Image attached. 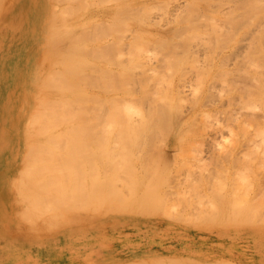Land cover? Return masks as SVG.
<instances>
[{"label": "rangeland", "instance_id": "374dc122", "mask_svg": "<svg viewBox=\"0 0 264 264\" xmlns=\"http://www.w3.org/2000/svg\"><path fill=\"white\" fill-rule=\"evenodd\" d=\"M59 1H61V2H59ZM68 1H70V2H68ZM249 1H251V0H86L87 3L90 2V4L88 3V7H89L88 11L89 12L87 11V14H85V12L82 13L81 21L83 22L84 28H85L84 22L87 21L89 23V28L88 29L85 28L86 30H84V28L80 27L77 24H73V27L72 26L70 27L71 31L75 34L76 43L79 45L80 41L83 42L84 41V39H83L84 35H86L87 38H96L95 36L98 37V35H99L100 37L96 38V39H99V42L101 43V48H103V47L105 48V49H102L103 50L102 55H104V54L106 55L108 52V57L111 56L113 59V60L111 58L108 59L107 56L104 55V57L102 56L103 60H105V59L107 61L111 60L113 63V66L117 63L113 67L114 69L111 72L110 76H108L106 74V72L103 73V71H101V70H100L101 73L99 74L98 73L99 69L96 70L97 72L95 71V69H92L93 71H95V72H92V70H91V73H93L95 75L94 76L92 74V76H94V78L95 77L98 78L100 76L101 77L107 76L106 78L112 79L113 83H114V80H116V82H117L116 86L117 87L116 86L110 87V90H112V89L115 90V91H111L113 93V95L115 92H118L121 88V90H120L121 92L118 93L120 100H121V98H122V100L126 99V97L123 95H126L127 98L130 99L128 101L132 102V99H133V103L135 102V103L140 104V105H138V104L137 105L143 111V115L145 114V112H148L147 113L148 116L145 114L146 117H149L152 120V122L155 120L154 121L155 126H154V122H153V127H156V125H157V127L158 128L160 127L161 129L160 128L158 129L157 127L152 128L150 132L147 131L146 129H144V131H146L145 134L143 132L144 135H142V131H143L142 130L141 134L138 133V134H136V136H133L134 139L131 137L132 139L131 138L129 139V141L131 140L130 142L128 141V139H125V141H127L126 143H125V141H122V140L119 141L118 136H116L117 134H113V133H106L105 134V132L101 133V136L103 137V139H105L104 141H106L107 143L111 142L110 150L114 151L115 148L117 149V150H115V152H112V153H116V152L118 153V154L116 153V155L118 157H114V154H112L113 157H112V155H110L109 160L112 163L111 162L109 163L108 161L105 160L106 162L109 163L108 164L110 166L109 168H108V165L106 163L107 169L109 170V172L114 173V176H115L118 172H121L122 169L124 168L122 166L123 168L118 167V168H121V170H117V169L114 170V168H113V170L111 169V167L115 165V163H113V161L114 162L118 161V160L116 161L115 158L120 159V161H121V162H119L120 165L122 164V165L126 166V168H127V169L125 168L126 173L129 171L131 173H133L134 172L133 168L136 167L138 164L137 168L139 171H137V173H135L134 179H137V177H138L139 181H142L143 179H144V181H146V183L144 181H142L144 184L142 182H138V183H140V186L138 185V188H136L135 184H133L132 182H131L132 187H127V185H131L127 181L125 184L126 186L124 185V187L120 188L125 183V182H122V179L126 180L125 178L128 177L127 175H126V177L123 176V175H125V172L123 171L124 172V174L122 173L123 175L118 174L119 178L121 180L117 178V180H119V181H117L114 178V180L117 183H121V182L123 183V184L121 183L122 185L118 184V185H121L119 187H117V185H116V187H114L115 185H112V183L114 184V182H115V181H112L113 178L112 179L107 178L109 182L105 181L102 184H101V182L94 183V181H91V178H89L90 180L87 181L88 182L87 184L82 181L83 183L81 185H83V186H80L79 185L80 181H78V184H76L79 186V187H77V190L80 193L82 192L85 196H83V194L81 193L82 196L80 194V195H77V197L81 196L82 198H79V197L77 198L75 193H74V186L73 187L71 186L72 184L74 185V183H75L74 180L71 182L70 186H69V184H65V187H64V182H65V180H66V183L68 182L67 180L69 178L67 179V176L69 177L70 173L67 176H63V175H60V172L59 173H56L54 171H53L54 173L52 172L53 175H57V176H55L54 179L51 177V180L53 179L54 181H56V179L60 178L59 182L58 181H57V183L54 181L53 182L57 186H58V184L61 186L63 185V187L61 188L62 192H64V190H65V192L70 191L69 190L70 187L73 188V192H71V191L69 192L70 193L69 194V200L71 201V204H73V206H76L79 210H77V208L72 206V207H70V210H68L70 212L69 213L66 212L67 216L71 217V224L76 225L74 223L78 222V221H76L78 219L81 220L82 222L84 221V223H81V221H80V223H77L78 227H77V225H76V227L74 226L75 228L71 227V229H73L74 233L76 234L75 236H73V238L76 241L75 249H74L73 245L71 247H69L66 245V242H62V243H60V247L59 246L53 247L49 251L45 250V263L44 264H51V263H48L49 260H47V259L54 261V259L56 258V260H57L58 256H60L61 254L65 255L67 258H65V260L60 261V262H59V260H57V262H59V263H56V264H60V263H62V264H115V263L116 264H124V263L125 264H134L135 262H136L135 264H144V263H141V261L144 262L143 260H145V262L148 261L147 264H153L154 262L153 263L150 262L152 255L153 256L157 255V258L160 255H162L163 259L164 258L165 259L162 262H160V264L161 263L162 264H170L171 260H169L167 258L168 256H164L165 254L167 255L168 253H170V250H169V247L167 246V244L173 243V245H182L183 246V244H186V242H189L190 248H193V249L196 246L199 247V244H202L203 249L206 250V252H207V256L203 255L206 260H196V259L195 260L194 259L189 260V259L185 258L186 260H184L185 261L184 264H195L194 263L195 261L197 262L196 264H198V263L199 264H225V263H223L224 262L223 260H225V258H228V257H229V259H231L233 261L226 259L225 260L226 262L229 261L227 264H230V261H231V264H233L234 262H236L237 264H264V134H263L264 130L262 131V128H264L263 127L264 123H261L262 121L264 122V17L262 19L258 18V20H256V17H257V15H256L254 17L255 21H253V18L251 17L253 14L249 16L248 11L245 10L246 5L249 3ZM256 1L257 0H253V3L255 4ZM261 1L264 2V0H261ZM37 2H38V0H0V104L3 103L4 100L7 98V94L9 93V92H7V90L10 91L14 84L17 85L19 83H22V81L28 80V82H29V80H31L32 72H33L35 66L36 65H38L39 67L43 66L41 60L45 57L44 55L46 54V52H45L46 49L44 48V43H45L44 37H43L42 32L40 30L42 27V25H41L42 17H41V14L40 15L38 14V12H39L38 8H35V5ZM56 2L58 3L60 8L62 9V7H64L66 5V3H68V4L72 3V4L79 5V4H81L82 0H73V1L72 0H58V1L56 0ZM118 3L127 4L126 9H129V11L126 13V16L132 17V19H129L130 21L127 20V22H126L127 24L124 27H122L124 25V23L122 25V24H119V22H118L119 20H121V18L119 19L117 17V20L118 19L119 20L117 21L118 23H116L115 15H113L114 17L111 15L110 16L108 15V14H110V12H109L110 9H112V12H113L117 8V6L119 5ZM33 8H35L34 11H33ZM103 8L105 9V13H107L106 17L102 16V15H100V16L97 15V16L88 18L90 16L89 13H91V11L93 9L96 11H99L100 9H103ZM211 9L213 10V12L211 11ZM68 10H70V9H68ZM32 11H33V15L29 18V15ZM234 11H235V13L232 14V12H234ZM227 13H229V14H227ZM118 15H121V14H118ZM122 15H123V13H122ZM262 16H264V11H263ZM120 17H122V16H120ZM250 18H252V19H250ZM112 20H115V21L113 22ZM101 23H102V25H101ZM117 24H119L120 26L122 25L121 26V32L119 31ZM103 25H105V26L103 27ZM103 28H104V30H102ZM155 32L157 33V35H156L157 37L155 35H153V34H155ZM30 33L32 35L31 40H29L30 39ZM137 34H138V37H137L138 39H135ZM141 34H143V36H145L148 40L150 38V40L149 41L144 40V38L141 39V36H140ZM101 36H103V37L101 38ZM159 37H164L163 41H161L162 39L161 38L159 39ZM165 37H167V39H165ZM119 38H120L121 43L119 41ZM117 39H118V41H117ZM151 39L154 41H152ZM103 40H104V42L102 43ZM131 40L132 41L135 40L138 43H140L142 45L140 50H142V51L139 52V51H137V49H134L136 47L131 48L129 45ZM159 40L161 41V43L164 42L165 44L164 43H163L164 45L160 44ZM64 43H65V45H64ZM89 43H90V45L93 44L92 41H89ZM105 44H106V46H104ZM247 44L250 46H247ZM59 45H60L59 49H65L66 48V42H64V41L62 43H60ZM107 45H109V46L112 45L115 48L113 47L114 49H112V46H111L110 47L111 49H110L109 47H107ZM123 46H124V48H123ZM107 48L109 50H112L110 53V56H109V50ZM118 48H121L123 50H120ZM131 49H132V54L133 53H134V55L136 54L134 57L139 55V53L143 52V54L141 53L142 57L144 56L143 61H147V62L142 61L141 62V63H143V65H142L141 63L139 64L140 61L138 59L136 60L137 62L134 61V58L131 57V54H128V53H131ZM133 49L135 50V52H133ZM117 50H118V52L119 51H121V53L123 52L124 56L121 55V53L119 52V55H121V57L119 58V55L117 53L113 52V51L117 52ZM143 50H145V51H143ZM55 51L57 52V50H55ZM44 52H45V54H44ZM112 53H114V54H112ZM57 54H59V50H58ZM115 54H117V56H115ZM38 55H40L41 58ZM113 55L115 57L119 58V60H117V61L121 62L120 59H122V60H124V61H122V63L123 62L126 63L125 65H127V63H128L127 67L130 68L131 70H133L135 75H136V78L134 77L133 79L139 80L137 83L134 82V85H132L133 83L130 84L131 82L126 83V79L123 78V80H125V81H123L125 83L124 84L121 82L122 78H121V80H120V78L119 79L117 78L120 75L119 70L125 71L127 67H125V70H124V68H123L124 63L122 64V63L116 62L115 60L118 58L114 59ZM129 55H130V57H129ZM57 56L58 55H56V57ZM122 56L124 57V59ZM142 57H139V59L141 60ZM46 59L43 60L45 62V63L44 62L43 63L45 64L44 66L46 68H48L49 60L46 61ZM131 59H133V60H131ZM133 61L136 62L135 64L137 66H135L134 63L132 64ZM31 62H32V64H31ZM118 64H122V66L119 68L120 65H118ZM151 66L157 67V68L154 67L156 71H154V68H153V70H151V68H152ZM134 67H136V68H134ZM149 67H151L150 70H149ZM121 68H123V69H121ZM144 69H146L147 71L149 70L148 73L150 74L149 75L150 78H149L148 74L145 75V73H147V71H145ZM117 71H118V73H117ZM127 71H129V69L123 73H125V74L129 73ZM150 71L152 74L150 73ZM123 73H121V75H123ZM137 73L138 74L141 73V74H139L140 76H137L138 75ZM163 73H164V76H162ZM125 74L123 75L124 77H125ZM131 74H133V73H131ZM131 74H129V75H130V79L132 80V77L134 75H132V77H131ZM141 75H142V78H141L142 83L144 82L143 80H145L146 84L149 83L147 85V88L149 89L148 93L146 92V88H145L146 86L144 85L145 83L143 84L145 87L142 86V88H140L141 87L140 86V84H141L140 80L141 79H137V78L141 77ZM143 76L144 77L147 76L148 78H144ZM120 77H122V76H120ZM176 78L178 79L177 80L178 82L175 81ZM169 79H172V80L174 79L173 81L175 82V84L173 81H172V83L170 82L171 83L170 84ZM183 79H185L184 80L185 82H179V81H183ZM146 81H148V82H146ZM186 82L188 83V85ZM178 83H179V85H181V83L182 84L184 83L185 85H181V87H182L181 88L180 86H178ZM126 84H128L129 86H127ZM173 84H174L175 89L172 86ZM111 85H113V84H111ZM122 86H123V88H122ZM262 86H263V88H262ZM113 87L114 88L116 87V88L114 89ZM128 87L132 90H130ZM179 87L181 88L180 90L183 89L182 91H185V92H182V91L180 92L178 89ZM118 88H119V90H118ZM143 88H145V89H143ZM141 89L145 90V92H142L143 90H141ZM171 89L174 90L173 91L174 94L171 92L172 91ZM116 90H118V91H116ZM125 90H126V92H125ZM138 90L141 91L140 95H142V93L144 95V93H145L147 97L144 96V98H142L139 95ZM108 92H110V91H108ZM123 92H125V94H121ZM131 92L132 93L135 92V93L131 94ZM165 92H167L168 94H166ZM112 93H109V94H112ZM137 93L141 98L137 95ZM161 93H163V94L165 93L164 94L165 97H163L164 95L162 94L163 95L162 96ZM175 94L177 95L176 97H174ZM257 94H258V96L256 97L255 95H257ZM261 94H262V96H261ZM122 96L125 98H123ZM253 99H257V100H253ZM134 100H136V101H134ZM200 100H202V101H200ZM142 101H143V103H142ZM93 102H96V103L94 104ZM122 102L126 103L127 101H122ZM131 102H129V103H131ZM89 103H90L89 106L92 110H95L94 107H96V105L98 107L99 106L98 104H100V103H101L100 104L101 106H99V108L102 107V109L98 108L97 111L98 110L103 111L104 108L108 107L107 110L104 109V111H106V112H103V115L105 116V119H104L105 123L107 122V117L114 112V110H111V108H112L111 102L106 103V101L100 102V100H98V101L92 100ZM160 103L162 104V107L165 106L164 109H167L169 111V112L168 111L163 112V114H165V118L167 115L166 112L168 113V115H167L168 119H166V120L163 119L162 115H161L162 117L160 116V114L164 110L159 109V111L160 110L161 111L158 112V107L156 108L157 105H161ZM154 104L155 105L157 104V105L154 107ZM91 105H93L94 107L92 106L93 107L92 108ZM104 105H105V107H104ZM229 107H231V108H229ZM227 108H228V110H227ZM236 108H238V109H236ZM108 109H109V111H108ZM218 109H220V110L224 109L225 110L224 113L229 114V117L227 116V114L225 115L223 113V111L221 112ZM153 110L156 111L158 113V115L152 114V113H155ZM110 111H111V113H110ZM106 113H108V114H106ZM240 113H241V115H240ZM149 114H152V117ZM252 114L255 118L252 116ZM137 115H138V117L142 116V114L136 113V115L134 114V117L136 116L135 118H137ZM154 116L159 117V118H155ZM226 116H227V118H226ZM137 119H140V118H137ZM157 119H159V120H157ZM162 119L164 121H167L166 123H168V125H166V126H169V128H171V127L172 128L169 129L168 127H165V122L163 123ZM228 120H229V122H228ZM260 120H262V121L258 124H261V126L257 125V123H256V122H259ZM156 121H158V123ZM160 121L163 124H160ZM241 121H242V123H241ZM11 124H12V122L6 123L5 127L2 126V130L0 131L1 132V134H0V140L1 141H3L2 140V138L4 137L3 134L7 131V127L10 126ZM169 124H171V125H169ZM246 124H248L249 126H247ZM204 126H206L207 130L204 129ZM219 126H220V128H219ZM222 126H224L225 128H222ZM245 126H246V128H245ZM258 126L262 127V128H260L261 130L258 128ZM201 128H203L204 130L203 129L201 130ZM221 128H222V131L220 132L219 130ZM243 128L245 129V131L242 130ZM178 129H179V132H178L179 135H177ZM188 129H190V131H191L190 134H189L190 131L187 132ZM230 129L234 130V131H232L234 133H232ZM152 131H153V133H152ZM158 131H159V133L161 132L162 134L161 133L159 134ZM182 131L189 134V136H186L188 139L183 137V141H182V138H180L181 135L182 136L184 135V132H182ZM202 131H204V132H202ZM181 132L183 134H181ZM150 133H152V135H150ZM167 133H168V135H167ZM240 133L242 134L243 137L241 136ZM102 134L103 135L105 134V136H103ZM203 134L207 135V136L205 135L206 138L208 136L209 137L206 140H205V138L201 139L204 136ZM235 134L236 135L239 134V135L236 136ZM74 135H76V132H74L73 136ZM106 135L107 136L110 135L109 139H111V137H113V139L107 140L106 138H108V137H106ZM139 135H140V137H139ZM147 135L149 136L148 139H147ZM185 135H187V134H185ZM80 136H81V138L84 139V141H86L87 135L80 134ZM177 136H179V137H177ZM244 136H246L247 141H246V139H243V138H245ZM135 137H136V139H135ZM138 137L141 140L137 142V140H139ZM214 137H215V140H214ZM237 137H239L240 140ZM15 138H18V137L15 136ZM211 138H212V140H214L213 146H210L213 149L209 148V145H212L211 144L212 143ZM235 139L240 141V143L238 142L239 145L235 142ZM68 140L69 139H67V142H68ZM208 140L209 141L211 140V142H208ZM61 141L66 142V138L61 140ZM61 141H60V145L58 144L59 147H61V148L57 147L56 149H54L55 150L54 154L56 157V159H54V160H58V164L60 163V161L62 159H58L60 155L57 153V151L61 150L60 154L62 155V157L64 159V157H65L64 153H66V150H67L66 144H68V143H65V145H64ZM135 141H136V143H135ZM144 141H146L145 144L147 143V145H145L143 143ZM149 141L150 142L152 141L153 146H152V144H151V146L149 145L150 144ZM70 142L71 141H69V144H70ZM158 142H159V146H158ZM249 142H250V144H249ZM246 143H247V145H246ZM62 144L66 150L64 148H62L63 147ZM120 144H121V146L119 147ZM136 144H137V147H136ZM162 144H163V146L165 144V146L161 147ZM186 144H187V146H186ZM244 144L246 145V147H248V149H246V147H244L245 146ZM251 144H254L252 146H255V147H252ZM255 144L257 145V147ZM58 145H56V146H58ZM130 145H131V147H130ZM144 145H145V147L147 146L146 148L149 147L147 150H149L150 147H153L154 151H151V149H150V151L152 153L153 152L157 153V154L154 153V155L158 156V157H155L156 159L155 158L154 159L158 160L159 163H161L160 165L158 164L159 165L158 171L161 172V170H162L161 174H157L158 180H156L157 179V177H155L156 175L153 176L154 174L158 173L157 168L153 167V166L157 165V163L155 164L154 163L155 161L154 162L150 161V159H153L152 158L153 154L151 152H149L152 155V156H150V154H148V152L145 150L146 148L144 149ZM71 146H73V145H71ZM140 146L143 147L142 150H141ZM229 146L231 147L230 149L228 148ZM232 146H234L233 149H237L239 151L237 152V150H235V152L233 153L232 152L233 150H232L231 152H229V155L231 153L236 155V152H237L238 156H239V154L242 156V158L239 157L241 160L243 159V157H245V161L244 160L240 161V159L238 157H235V156H234L235 158L231 157L232 154L228 157L227 151H230L232 149ZM73 147H76V148H74V150L76 151L74 153L77 155H78V152H80V151H82V152H85L87 150L88 151H87V153H85V155H84V153L80 152V154L77 156L74 153H72L73 150L72 151L69 150L68 153L70 154V152H71L72 154H71V157L67 156V159H68V157L70 159H72L73 154H74L75 160L77 159V157H78L77 160H79V158L81 156H83L82 160L83 159L84 160H83L82 164L85 163L84 166L86 164H88V159H91L92 157H88V153H90V149H88L89 147H87V144L84 142V143L76 145V146L74 145ZM73 147H71V149H73ZM77 147H79L80 149L79 148L77 149ZM84 147L86 149H84ZM109 147H110V145H109ZM138 147H139V150H138ZM154 147H156L157 149L156 148L154 149ZM165 147H167V148H165ZM236 147H238V148H236ZM241 147L246 149V150H244V151H246L245 153L242 151L243 149ZM134 148H137V149H134ZM207 148L212 150V151L209 150L210 154L208 153ZM1 149H2V147H1ZM68 149H70V147H68ZM52 150H53V148H52ZM110 150L108 152L104 153V158L107 155H109V152L111 153ZM133 150H136V151H133ZM156 150H158V151H156ZM202 150H204V152ZM159 151H161V152H159ZM172 151H173V153H172ZM3 152L6 153L8 151L3 150ZM45 152L49 153V151H45ZM225 152H227V154ZM239 152H241V153H239ZM196 153H198V154H196ZM212 153H214V154L212 155ZM43 154L45 155L43 158L48 157L47 154H45V153H43ZM185 154L187 155V157L190 155L189 157H192L193 160H192V158H190L192 160V161H190V159H188L189 157L187 158ZM192 154H194V156ZM195 154H196V156H195ZM222 154L223 155L226 154L225 157L222 156ZM198 155H199V157H201L200 159H199ZM220 155L224 159L219 158ZM146 156H147V158H146ZM226 156L228 159L226 158ZM148 157H151V158L149 159ZM172 157H173V159H172ZM202 157H203V161H202ZM215 157H216V159H215ZM50 158H52V157L50 156ZM133 158H135V159H133ZM157 158H159V159H157ZM184 158H186L187 160H185ZM195 158L197 159V161L193 162ZM204 158L206 159L207 162H210L209 165L207 164L206 161H204L205 160ZM232 158H233L234 162L232 161ZM236 158L239 159V161L235 160ZM132 159L135 160L136 162H134ZM160 160H161V162H160ZM42 161H45V160H42ZM72 161L73 160H71L69 162V160H68L69 163H73ZM81 161H80V163H81ZM198 161L200 164H196V162H198ZM228 161H231V162H228ZM46 162H48L47 166L50 167L51 169H53V167H55L54 169H57L56 166H51L52 160L46 158ZM63 162H64L63 165L69 166V164L66 165L65 160ZM173 162H175V164L180 163V165L178 164L177 166H175V165H173L174 164ZM78 163H79V161H78ZM80 163H79V165H80ZM140 163H143L144 168H142L143 165H141ZM144 163H146V164H144ZM152 163H154L155 165H153ZM55 164H57V162ZM132 164L134 165V167L132 166ZM181 164H183V165H181ZM187 164H189V165H187ZM204 164H206V166ZM230 164H232V165H230ZM244 164H245V167H247V170H246V168H244ZM196 165L197 166L200 165V167H197ZM201 165L206 167V168L204 167L206 169V172H205L204 168L202 170H204V172L207 174H205L203 172V174L202 173L199 174L201 178H197L198 177L197 171L203 167ZM241 165H242V167L239 168ZM23 166H24V164L22 163V161L19 163H16V164L12 163L11 161H6V162H4L2 167H0V168H2L3 170L7 169L9 171H11V170L20 171V169ZM41 166H43V165L41 164ZM60 166H62V165H60ZM84 166H83V168H81V166L78 167V165H75L74 167H75V169H77L78 171L83 173V171L81 169H84ZM130 166H132L133 168ZM140 166H141L142 170L140 169ZM186 166H187V168H186ZM225 166L228 167V170H229L228 172L226 171L227 169L225 168ZM59 167H58V169H59ZM62 167H60L61 170H63ZM188 167H189V170H188ZM193 167H194L193 170H195L196 168L198 170L196 169L195 170L196 172L192 171V169H190V168H193ZM209 167H211L210 170H209ZM216 167H218V168H216ZM223 167H224V170H218L219 168L223 169ZM66 168L67 167H65V169ZM242 168H244L245 171ZM2 169H0V170L2 171ZM71 169H74V168L72 167ZM128 169H129V171H128ZM130 169L133 171H131ZM186 169H187V171H186ZM239 169L240 170L242 169V171H240ZM74 170H73V173H74ZM77 170H76V172H77ZM171 170L174 173H171ZM180 170L186 172L188 174L187 175L188 177L191 176V174H193V173H194V175H192V176H194V177H195V174H197L196 179L194 177H190L191 180H188L186 173H184ZM236 170L238 173L236 172ZM67 171L68 170L66 169L65 170L66 174H67ZM210 171L213 172V174L214 173L216 174L217 177L214 176V179L216 178L215 180H212L213 178L210 177L212 175H208V172H210ZM230 171H231V173H230ZM144 172H146L145 178L143 176L144 174H142ZM188 172L190 173V175ZM198 172H200V170ZM225 172H227L228 174L227 173L225 174ZM147 173H148L149 177H147ZM48 174H51V172L45 174L46 178H48V176H47ZM63 174H65V173H63ZM136 174H138L137 177H136ZM219 174H221V175H219ZM206 175H208L207 177H209V178L206 177L207 181L205 180ZM227 175H228V177H227ZM232 175L235 176V179L240 177V179H239L240 184H237L238 180L237 181L234 180L231 182V180L234 179V177ZM241 175L245 176L243 178L245 179V184H247L248 186L241 184V181H242ZM130 176H132V175L130 174ZM133 176L131 178H133ZM184 176H186L185 179H184ZM222 176H224V180H226L227 183H226V181H225V183L222 182V180H223ZM230 176L232 177V179ZM63 177H64V179H63ZM65 177H66V179H65ZM141 177H143V179H140ZM152 177L155 179H153ZM167 177H168V179L170 178L168 181L169 184L167 183V181L163 182V180H167V179H165ZM131 178H129V179L134 182V180H132ZM147 178H149V179H147ZM172 178L174 179V181H172ZM129 179H127V180H129ZM208 179L210 181L211 180L216 181V182L211 181L212 182L211 184H213V186H214V184H217V183L219 185L220 182H221V184L223 183L226 185L224 186L223 190L220 189L221 187L217 188V187H219L217 185H216L217 187L214 186V187H216V189H214V188L213 189L216 190V192L215 191L213 192V189H209L210 187L208 188V185H209L207 183ZM219 179H220V181H219ZM63 180H64V182H62ZM151 180L154 182H151ZM177 180H179L180 182H178ZM156 181H158V182H156ZM235 182H236V184H235ZM243 182H244V180L242 181V183ZM89 183H90V186H89ZM135 183H137V180L135 181ZM150 183L152 185L154 183L155 189H153L154 188L153 187L152 191L150 189L152 187V185H150ZM49 184L52 185L51 183H49ZM84 184L88 185V187H86V185H84ZM104 184H106V185H104ZM137 184H136V186H137ZM141 184H143V185L141 186ZM145 184H147L146 186L150 185V187H149L150 190L146 189ZM197 184H199V185L197 186ZM230 184H233L234 186L231 185L232 187H230ZM192 185H194V186L191 187ZM228 185H229L230 189H229V187H227ZM239 185L246 186V188L241 187L243 190H244V188H245V190L248 189L246 191L244 190L243 194H245L247 192L248 193L250 192V194L247 193L243 196L242 194L238 193V196H237L236 195L237 191L235 193L234 189L238 190V192L243 191L241 189L239 190V188H240ZM43 186H45V188L43 187L45 189L44 191H47L48 188L51 187V186L48 187L46 185H43ZM94 186H96L95 187L96 189H94ZM103 186L107 187L108 190H112V191L115 189L111 194L112 195L111 199L107 200L106 202L105 201L101 202V200H95V199L93 200V199L87 197L90 195H95L97 193L96 190L98 188H101V187L103 188ZM80 187H81V189L82 188H85V189H82V190L78 189ZM133 187L136 188V190H134ZM225 187H226V189H225ZM233 187H234V189H233L234 191L232 190ZM129 188H131V189H129ZM156 188H157V191H156ZM184 188H186L187 190L186 189L184 190ZM193 188H195L196 190H193ZM88 189H90V190H88ZM143 189L146 191L149 190V192L151 191L150 193H152L153 198L148 197L147 194L149 192L146 193ZM178 189H180V190H178ZM207 189H208V191H207ZM224 189L226 190L225 192H229V193L228 194L220 193L221 195H219V192H218L219 198H215V197H214V199L211 198V195H213L214 193H215V196L217 197V190H221L220 192H224ZM227 189L230 191H228ZM49 190L47 191L49 194H51L49 196L53 195L56 197V195H58V196L61 195L59 192H57V194H53V192L51 193V190L50 191ZM52 190H54V189H52ZM83 190H85V192ZM121 190H123V193ZM168 190H170V192L172 191V193L174 192L173 196L175 195V193L177 194V196L179 195V200H181L180 198H183L184 196L190 197V198H192V200L194 198L195 201L194 202L191 201L193 203V204L192 203L191 204L193 206H196V208L195 207L191 208V204H190L191 199L188 201L187 197L186 198L184 197V198L187 200L186 203H189V205L186 204V206H188L190 210L188 208H187L188 209L187 210L185 208V204L182 202H179V204L175 203L176 204L175 207H177L176 209L172 208L171 206H173V204L171 203L172 205L170 206L168 203L170 202L171 199H172V201L174 199L170 198V195L172 197V193L169 195ZM231 190L233 191V193H235L237 198L242 197L244 199V197H245V200H244L245 203L242 201L243 200L242 198L240 200L238 199V201H236L237 198H234V194L232 193ZM44 191H43V193H44ZM179 191H180V193H179ZM210 191L212 194L208 193ZM54 192H55V190H54ZM124 192H125V194H124ZM157 192H160L161 194H158ZM48 193H46V195H44V196H47ZM86 193L88 195H86ZM164 193H165V195L169 196V198H170L169 202L166 201V199L168 197H166V199L163 198V197H165ZM207 193L210 195V197ZM251 193L254 196L253 195L251 196ZM116 194L119 195V197H120L119 199H118V196ZM137 194H138V197H137ZM230 194H233V195H230ZM160 195H162V196H160ZM224 195H226V197ZM158 196H160L159 200L162 204L161 203L159 204ZM177 196H174V198L176 199ZM228 196H229V198L226 200V198ZM84 197L86 198L85 199L86 201L88 200L87 198H89L90 201L89 200L87 201L88 204L83 199ZM202 197H204V199H202ZM46 198L47 197H45V199ZM121 198H123V199L121 200ZM162 198H163V200H161ZM184 198H183V200H184L183 202H185ZM195 198L196 199L198 198V199L196 200ZM222 198H223V200L225 199V201H222ZM231 198H232V200L234 198L235 201L233 200V202H232ZM250 198H252V199L249 201ZM45 199L43 197V201H45V203H47V206H45L46 204L45 205L42 204V206H45L44 209H46V207H48V203H49V205L52 204L49 206V208H51V206L54 205L55 200L52 203H50L51 200L49 198H48L49 200L48 199L45 200ZM51 199H52V197H51ZM53 199H55V198L53 197ZM92 200H93V203L91 202ZM136 200H138V201H136ZM179 200H177V202ZM201 200H203V201H201ZM217 200H219V201H217ZM230 200H231V203H230ZM246 200H248L247 202L249 203V206H248V203H246ZM43 201H42V203H44ZM98 201H100V202H98ZM126 201H127V203H126ZM162 201H164V202H162ZM21 202L22 201H20V202L18 201V204H21ZM89 202H90V205H89ZM107 202H109V203H107ZM197 202H199L197 204V205H199L198 207L196 205ZM223 202H227V204L223 203ZM234 202L235 203L237 202V204H240L241 206L245 204V208L242 210L246 211V213H247L246 215H247V217H249V219L247 218L248 220L246 219V215L243 212H240L241 208H243V207L240 206L241 207L240 208L238 205L236 206V204ZM114 203L117 206L115 207V209H114V206H113V209H111L112 205H114ZM200 203H202L203 206ZM232 203L234 204V207L236 206V208H233V205L231 206ZM105 204H106V207H105ZM108 204H110L109 207H107ZM220 204L222 205V210L223 209L227 210V211H223L225 215L221 211ZM102 205L104 206V208ZM183 205H184V208H183ZM218 205L220 206V208L218 207ZM137 206L143 207L146 210L141 212V213L138 211L132 210L133 207H137ZM247 206H248V208H247ZM83 208H84V210H83ZM198 208H199V210H198ZM201 208L204 210L205 209H207V210L202 211ZM231 208L234 210H231ZM239 208H240V211H236V209L239 210ZM152 210H154V211L152 212ZM228 210L229 211L231 210L232 212H229ZM87 211L89 213H94V214H89ZM103 211H105V213L100 215ZM106 211H108L107 214H106ZM118 211H122V212H118ZM124 211H126V212H124ZM133 211H135V212H133ZM159 211H160V213H159ZM215 211H217L219 213H217ZM52 212H55V211H52ZM78 212H80V213H78ZM95 212L97 214H95ZM136 212H138V213H136ZM161 212H163V213H161ZM71 213H72V215H71ZM83 213H84V215H83ZM66 214L64 215V217H67ZM85 214L87 216H85ZM191 214L192 215L197 214V216L200 217L199 219H201L204 222V225H206V227L208 226V228L210 226V228L208 230H200L198 227H196L194 225L198 219H195L196 216L195 217L193 216L192 217L193 219H192L190 216ZM215 214H217V215H215ZM227 214H228V222L231 223V222H233V220L234 221L237 220V222H236L237 224L234 222L235 224L231 223L232 225L230 223H229L230 225L228 224L227 226H226V224L223 225L222 222H224L223 220H225V218L227 217ZM91 215H93V216H91ZM98 215H100V218ZM177 215L180 216L179 220L175 219ZM203 215H205L204 220L202 218ZM240 215H243V216H241L242 220L243 219H244V221L246 220V223L239 220ZM78 216H80V217L77 218ZM185 216H186V218L190 217V219L188 218L189 220L187 219L186 223L184 222ZM222 216H224L223 219H222ZM233 216L235 217V219L236 218H238V219L235 220L233 218ZM213 217H214V219L216 218L215 219L216 221L214 219H212ZM75 218H76V220H75ZM86 218H88V219H86ZM157 218H159V219H157ZM98 219H99V221H98ZM183 219H184V221H182ZM205 219H208V220H205ZM109 220H110V222H109ZM113 220H115V221H113ZM159 220L161 223L159 222ZM219 220H221L222 222L220 221V223H217V221L219 222ZM238 220H239V222L240 221L241 222L239 223ZM88 221H89V223H88ZM93 221H95V222H93ZM102 221H103V223H102ZM247 221L249 222V224L247 223ZM189 222H190V225H189ZM92 223H93V225H92ZM225 223H226V221H225ZM191 224H193L195 227ZM149 225H150V227H149ZM60 226H61V224H60ZM243 226H246V227H243ZM130 227H132V228H130ZM223 228L224 229L227 228L225 230L226 232L223 230ZM100 229H103L104 231H106V232H104V235H99ZM160 230H162V231H160ZM83 231H87V232H85L86 235H85V233L84 234L81 233ZM115 231H116V233H115ZM198 232H200L201 235L203 236L200 239H196V236H198V234H199ZM125 233L128 235H126ZM59 235H60V238L62 239V237H63L62 234L60 233ZM98 235H99V237H98ZM149 235H150V237H148ZM162 235L164 237H162ZM175 235H177V236H175ZM124 237H126V238H124ZM46 238H48V237L45 236V239ZM176 238H178V239L176 240ZM153 239H154V241H152ZM144 240H148V241H144ZM240 240H242V241H240ZM175 241H177V242H175ZM123 242L125 244H123ZM140 243H142V244H140ZM129 246H130V248H128ZM222 246H223V248H222ZM108 249L111 252V253H108L109 255L107 254ZM165 249L166 250L168 249V250L166 251ZM210 249L212 250V252L209 251ZM122 250H124V252ZM86 251L88 253H86ZM89 251L91 252V254ZM52 253H53V256H52ZM92 253H95L98 256L97 257H95V255L92 256ZM86 254L87 255L89 254V257H87ZM127 254H129V255H127ZM225 254H226V256H225ZM133 255L137 256V257L138 256L141 257V258H139L140 262H137V260H135V262H134V260L131 259V257ZM99 256H101L102 258L99 261L95 262V259L98 258ZM91 257H94V258H91ZM105 258H107V259H105ZM123 258H124V260H123ZM217 258H218V260L219 259L220 260L218 261ZM103 259H105L104 262H103ZM181 259H183V258H181ZM131 260H132V262H131ZM177 261H180V260H175V262H177ZM220 261L222 263H220ZM167 262H169V263H167ZM155 263H156V261H155ZM171 264H173V263L171 262ZM174 264H176V263H174ZM177 264H178V262H177ZM179 264H183V262L182 263L179 262Z\"/></svg>", "mask_w": 264, "mask_h": 264}, {"label": "bare ground", "instance_id": "6f19581e", "mask_svg": "<svg viewBox=\"0 0 264 264\" xmlns=\"http://www.w3.org/2000/svg\"><path fill=\"white\" fill-rule=\"evenodd\" d=\"M58 1V0H57ZM73 1V0H72ZM261 0H257L256 1V3L254 4L253 3V0H251V1H249V3L246 5V8H245V10L246 11H248V13H249V16L250 15H252L251 17L253 18V21H255V16L257 15V17H256V20H258V18L259 19H262L264 16H262L263 15V11H264V2H260ZM59 2H61V1H59ZM63 2V1H62ZM68 2H70V1H68ZM89 4H90V2H88ZM88 3L86 2V0H82V2H81V4H79V5H76V4H72V3H66V5L64 6V7H62V9L60 8V6L58 5V3L56 2V0H38V2L36 3V5H35V8H38V10H39V12H38V14L40 15L41 14V17H42V23H41V25H42V27H41V32H42V35H43V37H44V48L46 49V54H45V52H44V58L41 60L42 61V64H43V66H38V65H36L35 66V68H34V70H33V72H32V77H31V80H29V82H28V80L27 81H22V83H19V84H14L13 86H12V89L9 91V90H7V92H9L8 94H7V98L4 100V102L3 103H1L0 104V131L2 130V126L3 127H5V125H6V123H11L12 122V124L10 125V126H8L7 127V131L3 134L4 135V137L2 138V140L4 141H1L0 140V167H2V165L4 164V162H6V161H11L12 163H14V164H16V163H19V162H21L22 161V163L24 164V166L20 169V171H18V170H11V171H9V170H3L2 168H0V169H2V171L0 170V212H2V213H4V214H7V215H9V217H10V215H14V217L16 218V219H19L21 222L23 221L24 222V228L25 229H23V228H21V229H19V230H24L23 232H22V234H28V235H31V236H33L34 234H38V237L39 238H41V237H44V242L46 243H48V244H51V245H53V247H57V246H59L60 247V243H62V242H66V245L67 246H69V247H71L72 245L74 246V249H75V247H76V245H75V243H76V241H75V239L73 238V236H75L76 234L74 233V230L73 229H71V227H76V225H77V223H80V221L81 220H76V218H75V220L76 221H78V222H75L74 224H76V225H72L71 224V217H68L67 216V214H66V212L67 213H69L70 211H68V210H70V207H72L73 206V204H71V201L69 200V192L71 191V192H73V186H74V193H75V195H76V197H77V195H80L81 193L80 192H78V190H77V187H79L78 185H76V184H78V181H80V183H79V185L80 186H83V185H81L83 182H85L86 184L88 183L87 181H89L90 179L89 178H91V181H94V183H96V182H101V184L103 183V182H105V181H107V182H109L108 181V179L107 178H113V180L112 181H115V180H117V178L118 179H120L119 178V175H123L124 174V172H125V175H123L124 177H126V175L128 176V177H126L125 179L126 180H123L122 179V182H125L124 184H123V186H121L122 184L121 183H117L116 181L114 182V184L112 183V185H115L114 187H116V185H117V187H119V186H121L120 188H122V187H124V185L126 184V181L127 182H129V184H131V182L133 183V184H135V187L136 188H138V185L140 186V183H138V182H142V181H144V179H143V177H141L140 179H143L142 181H139L138 180V174H136V177H137V179H134V177H135V173H137V171H139L138 170V168H137V166H138V164H137V166L136 167H134V165L132 164V166L134 167H132V166H130V167H132L133 168V170H134V172L133 173H131L130 171H129V169H128V171L130 172H127L126 173V166H124V165H120V163L119 162H121L120 161V159L119 158H115V160L117 161V162H114L113 160V163H115V165L114 166H112L111 167V169L113 170V168H114V170H121V168H118V167H122L123 169H122V171L121 172H118L115 176H114V173H112V172H109V170L107 169V165L111 162L110 160H109V157H110V155H112V154H114V157H118L117 155H116V153H112V152H115V150H117L116 148H115V150L113 151H111L110 150V148H111V142L110 143H107L106 141H104L105 139H103V137L101 136V133H104L105 132V134L106 133H113V134H117L116 136H118V140L120 141V140H122V141H125V139H128V141H129V139L132 137L133 138V136H136V134H138V133H140L141 134V131H142V135H144L145 134V132L146 131H144V129H146L147 131H151V129L152 128H156L157 127V125H156V127H153V122L155 121H153L152 122V120L149 118V117H146V115H147V113L148 112H145V116L143 115V111L141 110V108L138 106V105H140V104H138V103H133V99H132V102L131 101H128V100H130V99H128L127 98V96L126 95H123V96H125L126 97V99H124V100H122V98H121V100L122 101H127L126 103L125 102H122L121 100H120V98H119V92H121L120 90H121V88H120V90H119V88H118V90H116V91H118V92H115L114 93V95H113V93L111 92V91H115V90H110V87L111 86H116V84H117V82H116V80H114V83H113V80L112 79H110V78H106V77H104V76H100V77H95L94 78V74L93 73H91V70L92 69H95V71L96 70H98V73L100 74L101 73V71H103V73L104 72H106V74L108 75V76H110V74H111V72L113 71V67L117 64L116 62H119V61H117V60H119V58L121 57V55H123L124 56V54H123V52L121 53V51H119L120 53H121V55H119V52H118V50H117V52H115V51H113L114 53H117L118 55H119V58L118 57H115V56H117V54H115V56L113 55V57H114V59H116V58H118V59H116L114 62L116 63H114L115 65L113 66V63H112V61L111 60H109V61H107L106 59V61L105 60H103V58H102V56L104 57V55H102L103 54V50L102 49H105L104 47L103 48H101V43L99 42V39H96V38H99L100 36L98 35V37L97 36H95L96 38H87L86 37V35H84L83 36V39H84V41L83 42H79V45L76 43V40H75V34L71 31V26L73 27V24H77V25H79L80 27H82V28H84V26H83V22L81 21V15H82V13L83 12H85V14H87V11H88ZM68 4V5H67ZM92 4V3H91ZM119 5L117 6V8L112 12V9H110V14H108L109 16L111 15V16H113V15H115V20H116V23H118L119 22V24H122L123 25V23H124V25L122 26V27H124V26H126V22H127V20H129V19H132V17H127L126 16V13L129 11V9H126L127 8V4H121V3H118ZM245 4V3H244ZM263 5V6H262ZM69 7V8H68ZM241 7V6H240ZM35 8H33V11L35 10ZM68 9H70V10H68ZM99 9V8H98ZM216 9V8H215ZM2 11V10H1ZM33 11L30 13V15H29V18L33 15ZM211 11L213 12V10L211 9ZM89 12V11H88ZM122 13H123V15H122ZM235 13V11L234 12H232V14H234ZM118 14H121V15H118ZM125 14V15H124ZM227 14H229V13H227ZM226 14V15H227ZM231 14V13H230ZM89 17L88 18H90V17H94V16H100V15H102V16H105L106 17V15H107V13H105V9L103 8V9H100L99 11H96V10H92L91 11V13H89ZM259 15V16H258ZM120 16H122V17H120ZM206 16V15H205ZM114 17V16H113ZM117 17L120 19L121 18V20H117ZM103 18V17H102ZM252 18H250V19H252ZM111 19V18H110ZM113 19V18H112ZM115 20H112L113 22L115 21ZM102 21V20H101ZM100 21V22H101ZM111 21V22H112ZM118 21V22H117ZM130 21V20H129ZM252 21V20H251ZM96 23V22H95ZM115 23V24H116ZM119 24H117L118 25V28H119V31L121 32V26L119 25ZM84 25H85V28L86 29H88L89 28V23L86 21V22H84ZM101 25H102V23H101ZM100 25V26H101ZM105 25H103V27H104ZM84 28V30H86ZM101 28V27H100ZM102 30H104V28L102 29ZM159 32V31H158ZM160 34V33H159ZM147 35V34H146ZM153 35H157V33L155 32V34H153ZM162 35V34H161ZM141 36V39H143L144 38V40H148L145 36H143V34H141L140 35ZM149 36V35H148ZM152 36V35H151ZM160 36V35H159ZM163 36V35H162ZM94 37V36H93ZM103 36H101V38H102ZM138 37V34L136 35V37H135V39H138L137 38ZM150 37V36H149ZM157 37V36H156ZM162 39L161 41H163V38L164 37H159V39ZM32 39V35H31V33H30V39L29 40H31ZM104 39V38H103ZM153 39V38H152ZM151 39V40H152ZM157 39V38H156ZM165 39H167V37H165ZM122 40V39H121ZM149 40H150V38H149ZM148 40V41H149ZM66 42V48L65 49H59L60 48V43H62V42ZM89 41H92V45H90V43H89ZM117 41H118V39H117ZM119 41H120V38H119ZM135 40H131L130 41V43H129V45H130V47L132 48V47H136V48H134V49H137V51H142V50H140L141 49V47H142V45L140 44V43H138L137 41H135ZM152 41H154V40H152ZM161 41L159 40V43L160 44H162V45H164L165 43L164 42H162L161 43ZM165 41V40H164ZM104 42V40L102 41V43ZM166 42V41H165ZM116 43V42H115ZM118 43V42H117ZM120 43H121V41H120ZM164 43V44H163ZM64 45H65V43H64ZM110 45V44H109ZM109 45H107V47H111V46H109ZM116 45V44H115ZM133 45V46H132ZM62 46V45H61ZM104 46H106V44L104 45ZM145 46V45H144ZM244 46V45H243ZM247 46H250V45H248L247 44ZM114 46H112V49H114L113 48ZM62 48V47H61ZM123 48H124V46H123ZM108 49V48H107ZM111 49V48H110ZM118 49H120V50H123V49H121V48H118ZM133 49V52H135V50ZM55 50H57V52L55 51ZM58 50H59V54H57L58 53ZM109 50V49H108ZM116 50V49H115ZM111 51L112 50H109V56H110V53H111ZM143 51H145V50H143ZM147 51V50H146ZM114 53H112V54H114ZM138 53V52H137ZM142 54H143V52H141ZM141 53H139V55H137L136 57H134L135 55H134V53L132 54V49H131V53H128V54H131V57L132 58H134V61H136L137 59L140 61H138L139 62V64L143 61V58H144V56L142 57V55H141ZM111 54V55H112ZM56 55H58L57 57H56ZM40 58H41V56L40 55H38ZM105 56H107V58L109 59V58H111L112 59V57L110 56V57H108V52H107V54L105 55ZM122 56V57H123ZM129 57H130V55H129ZM139 57H142L141 58V60L139 59ZM36 58V57H35ZM47 58V59H46ZM39 59V58H38ZM46 59V61L47 60H49V66H48V68H46L44 65V61L43 60H45ZM123 59H124V57H123ZM113 60V59H112ZM121 60V62H119V63H122V61H124V60H122V59H120ZM131 60H133V59H131ZM145 60V59H144ZM132 62V64L134 63H136V62ZM44 62V63H43ZM143 62H147V61H143ZM41 63V62H40ZM124 63V62H123ZM122 63V64H123ZM31 64H32V62H31ZM59 64V65H58ZM122 64H118V65H120L119 66V68L122 66ZM126 63H124L123 65H124V70H125V67H127V65H128V63H127V65H125ZM142 65H143V63H141ZM145 64V63H144ZM117 65V66H118ZM135 66H137L136 64H135ZM152 67V66H151ZM151 67H149V70H150V68ZM155 67V66H154ZM154 67H152L151 68V70H153V68ZM29 68V67H28ZM118 68V67H117ZM116 68V69H117ZM118 68V69H119ZM123 68H121V69H123ZM134 68H136V67H134ZM155 68H157V67H155ZM155 68H154V71H156L155 70ZM129 69V71H127V72H129V73H127V74H125V73H123V72H125L126 70H128ZM101 70V71H100ZM126 70L125 71H122V70H119L120 71V75L117 77L118 79L120 78V80H121V78H122V83H124L123 81H125V80H123V78L124 79H126V83H129V82H131L130 84H132V85H134V82L135 83H137L139 80H136V79H133L134 77L136 78V75H135V73H134V71L133 70H131L130 68H126ZM145 71H147L146 69H144ZM149 70L147 71V73H145V75H147L148 74V76L150 75L148 72H149ZM95 71H93L92 70V72H95ZM100 71V72H99ZM207 71V70H206ZM97 72V71H96ZM91 73V74H90ZM117 73H118V71H117ZM121 73H123V75L125 74V77L123 76V75H121ZM131 73H133V74H131ZM150 73H151V71H150ZM92 74L94 75V76H92ZM129 74H131V77H132V75H134L133 77H132V80L130 79V75ZM138 74V73H137ZM139 74H141V73H139ZM137 75V76H140V75ZM152 74V73H151ZM129 75V76H128ZM158 75V74H157ZM120 76H122V77H120ZM156 76V75H155ZM154 76V77H155ZM162 76H164V73H163V75ZM144 77V76H143ZM152 77V76H151ZM153 77V78H154ZM9 78V77H8ZM142 78V75H141V77H139V78H137V79H141ZM144 78H148L147 76L146 77H144ZM149 78H150V76H149ZM188 78V77H187ZM33 79V80H32ZM129 79V80H128ZM190 79V78H189ZM136 80V81H135ZM151 80V79H150ZM149 80V81H150ZM170 81H169V83L171 82L172 83V81L174 80H172V79H169ZM178 79L176 78V82H178L177 81ZM182 80V79H181ZM185 79H183V81H179V82H185L184 81ZM133 81V82H132ZM141 82V84H140V88H142V86L143 87H145L146 88V92L148 93V88H147V85L149 84H146L145 83V80H143L144 82L142 83V79L140 80ZM146 82H148V81H146ZM174 82V81H173ZM190 82V81H189ZM5 83V82H4ZM145 83V84H144ZM170 83V84H171ZM187 83V82H186ZM111 84H113V85H111ZM125 84V83H124ZM145 86H144V85ZM174 84H175V82H174ZM174 84L172 85L173 86V88H174ZM127 86H129L128 84H126ZM181 85H185L184 83L182 84L181 83ZM181 85H179V83H178V86H180L181 87ZM187 85H188V83H187ZM125 86V85H124ZM126 86V87H127ZM117 87V86H116ZM115 87V88H116ZM132 87V86H131ZM178 88L179 89V91L181 92L182 90H180L181 88ZM114 88V87H113ZM114 88V89H115ZM122 88H123V86H122ZM129 88V87H128ZM133 88V87H132ZM139 88V89H140ZM145 88H143V89H145ZM172 88V87H171ZM184 88V87H183ZM262 88H263V86H262ZM130 89V88H129ZM143 89H141V90H143ZM175 89V88H174ZM127 90V89H126ZM126 90H125V92H126ZM130 90H132V89H130ZM129 90V91H130ZM172 90V89H171ZM186 90V89H185ZM188 90V89H187ZM108 91H110V92H108ZM123 91V90H122ZM135 91V90H134ZM139 91V90H138ZM173 91L174 90H172L171 92L173 93ZM108 92V93H107ZM125 92H123V93H121V94H125ZM133 92V91H132ZM131 92V94H134V93H132ZM140 92L141 91H139V95H140ZM142 92H145V90H143ZM182 92H185V91H182ZM109 93H112V94H109ZM166 94H168L167 92H165ZM164 93V94H165ZM163 93H161V95H162ZM163 94V95H164ZM174 94V93H173ZM137 95H138V93H137ZM138 95V96H139ZM142 95H143V93H142ZM142 95H140L142 98H144V96H146V94L144 93V95L142 96ZM160 95V96H161ZM162 95V96H163ZM118 96V97H117ZM122 96V97H123ZM130 96V95H129ZM128 96V97H129ZM139 96V97H140ZM161 96V97H162ZM177 95L175 94L174 95V97H176ZM250 96V95H249ZM256 97L258 96V94L257 95H255ZM261 96H262V94H261ZM125 97H123V98H125ZM138 97V98H139ZM140 97V98H141ZM147 97V96H146ZM145 97V98H146ZM163 97H165V95L163 96ZM162 97V98H163ZM173 97V98H174ZM255 98V97H254ZM263 98V97H262ZM96 99V100H95ZM252 99V98H251ZM259 99V98H258ZM98 101V100H100V102H103V101H106V103L108 102H111L112 103V105H111V107L113 108H111V110H114V112L111 114V115H109L108 117H107V122L105 123L104 122V119H105V116L103 115V112H106V111H104V109H106L107 110V108H104L105 107V105H104V109H103V111H100V110H98L97 111V109L99 108V106H101L100 104H98L99 106L97 107V105H96V107H94L93 105H91V107L93 106L94 108H95V110H92L91 108H90V101ZM253 100H257V99H253ZM134 101H136V100H134ZM200 101H202V100H200ZM129 102H131V103H129ZM94 104L96 103V102H93ZM142 103H143V101H142ZM92 104V103H91ZM138 104V105H137ZM161 104V103H160ZM107 105V104H106ZM157 105V104H156ZM155 104H154V107L156 106ZM162 107V104L161 105H157L156 106V108L158 107V112H160L159 111V109H162V110H164V111H162V113L160 114V116L162 115L163 116V119L164 120H166V119H168V113L166 112V118H165V114H163V112H165V111H168L167 109H164L165 108V106L164 107ZM200 106V105H199ZM203 106V105H202ZM92 107V108H93ZM101 109H102V107H100ZM99 108V109H100ZM155 108V109H156ZM229 108H231V107H229ZM75 109V110H74ZM154 109V110H155ZM236 109H238V108H236ZM146 110V109H145ZM153 110V111H154ZM157 110V109H156ZM219 111H223V113L225 112V110L224 109H222V110H220V109H218ZM227 110H228V108H227ZM108 111H109V109H108ZM107 111V112H108ZM151 111V110H150ZM152 111V112H153ZM233 111V110H232ZM235 111V110H234ZM155 113H152V114H157L158 115V113L156 112V111H154ZM169 112V111H168ZM228 112V111H227ZM241 112V111H240ZM110 113H111V111H110ZM136 113L137 114H142V116H139L138 117V115H137V118H140V119H137V118H135L134 117V114L136 115ZM150 113V112H149ZM222 113V114H223ZM106 114H108V113H106ZM105 114V115H106ZM152 114H149L151 117H152ZM170 114V113H169ZM225 114V113H224ZM227 114V113H226ZM225 114V115H226ZM224 115V116H225ZM240 115H241V113H240ZM243 115V114H242ZM148 116V115H147ZM161 116V117H162ZM227 116L229 117V114H227ZM227 116H226V118H227ZM252 116H253V114H252ZM143 117V118H142ZM155 117V116H154ZM160 117V118H161ZM220 117V116H219ZM231 117V116H230ZM236 117V116H235ZM254 117V116H253ZM155 118H159V117H155ZM221 118V117H220ZM223 118V117H222ZM225 118V117H224ZM237 118V117H236ZM252 118V117H251ZM255 118V117H254ZM253 118V119H254ZM153 119V118H152ZM162 119V120H163ZM235 119V118H234ZM260 119V118H259ZM258 119V120H259ZM157 120H159V119H157ZM163 120V123L165 122V127H168L169 128V126H166V125H168V123H166L167 121H164ZM220 120V119H219ZM241 120V119H240ZM255 120V119H254ZM226 121V120H225ZM224 121V122H225ZM247 121V120H246ZM251 121V120H250ZM257 121V120H256ZM255 121V122H256ZM262 120H260L259 122H256L257 123V125H260L261 126V124H258V123H260ZM157 123H158V121H156ZM227 122V121H226ZM228 122H229V120H228ZM239 122V121H238ZM253 122V121H252ZM254 122V123H255ZM161 121H160V124H163ZM171 123V122H170ZM220 123V122H219ZM241 123H242V121H241ZM240 123V124H241ZM248 123V122H247ZM253 123V124H254ZM261 123H264L263 121L261 122ZM159 124V125H160ZM218 124V123H217ZM221 124V123H220ZM228 124V123H227ZM252 124V125H253ZM169 125H171V124H169ZM219 125V124H218ZM229 125V124H228ZM227 125V126H228ZM242 125V124H241ZM247 126H249L248 124H246ZM256 125V124H255ZM254 125V126H255ZM263 125V124H262ZM154 126H155V122H154ZM163 126V125H162ZM161 126V127H162ZM233 126V125H232ZM231 126V127H232ZM164 127V126H163ZM171 127V126H170ZM264 127V126H263ZM158 128V127H157ZM160 128V127H159ZM158 128V129H159ZM172 128V127H171ZM171 128H169V129H171ZM219 128H220V126H219ZM218 128V129H219ZM222 128H225L224 126H222ZM222 128L219 130L220 132L222 131ZM245 128H246V126H245ZM258 128L260 129V128H262V127H259L258 126ZM161 129V128H160ZM203 128H201V130H202ZM204 129H206L207 130V128H206V126H204ZM203 129V130H204ZM233 129V128H232ZM157 130V129H156ZM205 130V131H206ZM209 130V129H208ZM231 130V129H230ZM242 130H244L245 131V129L243 128ZM261 130V129H260ZM259 130V131H260ZM264 130V128H262V131ZM154 131V130H153ZM153 131H152V133H153ZM163 131V130H162ZM185 131V130H184ZM184 131H182V132H184ZM190 131V129H188L187 130V132H189ZM232 131H234V130H231V132ZM250 131V130H249ZM74 132H76V135H74L73 136V134H74ZM143 132H144V134H143ZM178 132H179V129H178V131H177V135H179L178 134ZM181 132V134H183ZM186 132V131H185ZM184 132V135L185 134H187V135H181L180 136V138H182V141H183V137L184 138H187L186 136H189V134L191 133V131L189 132V134L188 133H185ZM201 132V131H200ZM202 132H204V131H202ZM152 133H150V135H152ZM158 133H159V131H158ZM161 133V132H160ZM159 133V134H160ZM232 133H234V132H232ZM236 133V132H235ZM248 133V132H247ZM262 133V132H261ZM0 134H1V132H0ZM80 134H84V135H87V139H86V141H84V139L83 138H81V136H80ZM105 134L103 135V136H105ZM162 134V133H161ZM172 134V133H171ZM170 134V135H171ZM241 134V133H240ZM263 134H264V131H263ZM108 135V134H107ZM106 135V137H108V138H106L107 140H112L113 139V137H111V139H109L110 138V135L109 136H107ZM149 135V134H148ZM147 135V139H148V136ZM154 135V134H153ZM167 135H168V133H167ZM176 135V134H175ZM204 135V134H203ZM206 135V134H205ZM205 135L201 138V139H203V138H205V140L209 137H205ZM236 135V134H235ZM239 135V134H238ZM238 135H236V136H238ZM247 135V134H246ZM15 136L16 137H18V138H15ZM67 136V137H66ZM76 136V137H75ZM114 136V135H113ZM158 136V135H157ZM161 136V135H160ZM207 136V135H206ZM241 136H242V134H241ZM139 137H140V135H139ZM138 137V139L139 140H137V142L138 141H140L141 139ZM144 137V136H143ZM159 137V136H158ZM177 137H179V136H177ZM216 137V136H215ZM215 137H214V140H215ZM243 137V136H242ZM245 138H243V139H246V141H247V138H246V136H244ZM66 138V142H62L61 140H63V139H65ZM131 138V139H132ZM153 138V137H152ZM161 138V137H160ZM213 138V137H212ZM212 138H211V140H212ZM237 138H239V137H237ZM250 138V137H249ZM67 139H69L68 140V142H67ZM134 139V138H133ZM135 139H136V137H135ZM188 139V138H187ZM144 140V139H143ZM150 140V139H149ZM155 140V139H154ZM158 140V139H157ZM181 140V139H180ZM211 140L209 141L208 140V142H211ZM214 140H212V145H209V148L211 149L212 147H210V146H213V141ZM237 139H235V142L238 144V142L240 143V141H236ZM239 140H240V138H239ZM60 141L65 145V143H68V144H66L67 145V150L65 149V147L63 146V144H62V148H64L65 150H66V153H64L65 154V157H64V159H63V157H62V155L60 154V151H57V153L60 155L59 156V158L58 159H62L61 161L63 162L64 160L66 161V165L67 164H69V166L72 168H74L75 169V165H78V167H80L81 166V168H83V166H84V164H82V162H83V160H82V158H83V156H81L80 158H79V160H77L78 159V157H77V159L75 160V157H74V152H76L75 150H74V148H76V147H73L74 145L76 146V145H79V144H82V143H86L87 144V147H89L88 149H90V153H88V157H92L91 159H88V164H86L85 166H84V169H81L82 171H83V173H81L80 171H78L77 169H71L69 166H65V165H63L64 164V162L62 163L61 161H60V163L58 164V160H54V159H56V157H55V150L54 149H56L57 147H59V145H60ZM69 141H71L70 142V144L71 145H73V146H71L70 144H69ZM114 141V140H113ZM112 141V142H113ZM131 141V140H130ZM129 141V142H130ZM134 141V140H133ZM148 141V140H147ZM192 141V140H191ZM127 141H125V143H126ZM145 142L146 141H144L143 143L145 144ZM150 142V141H149ZM76 143V144H75ZM135 143H136V141H135ZM142 143V144H143ZM162 143V142H161ZM169 143V142H168ZM181 143V142H180ZM184 143V142H183ZM186 143V142H185ZM215 143V142H214ZM59 144V145H58ZM110 145V147H109V145ZM119 144V143H118ZM151 144H152V141L150 142V146H151ZM155 144V143H154ZM192 144V143H191ZM190 144V145H191ZM249 144H250V142H249ZM56 145H58V146H56ZM69 145V146H68ZM125 145V144H124ZM134 145V144H133ZM139 145V144H138ZM145 145H147V143L145 144ZM145 145H144V149L147 147H145ZM148 145V146H149ZM189 145V144H188ZM239 145V144H238ZM245 145V144H244ZM246 145H247V143H246ZM246 145L244 146V147H246ZM252 145H254V144H251V146ZM256 145V144H255ZM83 146V145H82ZM85 146V145H84ZM121 146V144L119 145V147ZM135 146V145H134ZM152 146H153V144H152ZM158 146H159V142H158ZM157 146V147H158ZM164 146H165V144H164ZM163 146V144H162V146L161 147H164ZM186 146H187V144H186ZM1 147H2V149H1ZM68 147H70V149H68ZM71 147H73V149H71ZM130 147H131V145H130ZM136 147H137V144H136ZM233 147L234 146H232V149L230 150V151H227L228 152V157L232 154V156L231 157H233V158H235V157H240V158H242V156L239 154V156H238V154H237V152L239 151V150H237V149H233ZM252 147H255V146H252ZM256 147H257V145H256ZM51 148V149H50ZM52 148H53V150H52ZM59 148H61V147H59ZM79 147H77V149H78ZM140 148H141V150H142V148L143 147H141L140 146ZM149 148V147H148ZM148 148H146L145 150L148 152V154H150L149 152H151V151H154L153 150V147H150V149H151V151H150V149L149 150H147ZM156 147H154V149H155ZM165 148H167V147H165ZM229 149L231 148L230 146L228 147ZM236 148H238V147H236ZM242 148V147H241ZM250 148V147H249ZM51 151H50V150ZM63 149V150H64ZM76 149V150H77ZM80 149V148H79ZM83 149V148H82ZM84 149H86L85 147H84ZM113 149V148H112ZM134 149H137V148H134ZM157 149V148H156ZM160 149V148H159ZM158 149V150H159ZM163 149V148H162ZM161 149V150H162ZM191 149V148H190ZM203 149V148H202ZM208 149V148H207ZM210 149H208V153H209V150ZM213 149V148H212ZM243 150V152L245 153L246 151H244V150H246V149H248V147H246V149H244V148H242ZM3 150H6V151H8V152H6V153H4L3 152ZM69 150L70 151H72L73 150V152L72 153H74L73 154V158L72 159H70L69 157H71V152H70V154L68 153L69 152ZM111 151V153L109 152V155H107L105 158H104V153H106V152H108V151ZM119 150V149H118ZM129 150V149H128ZM138 150H139V147H138ZM158 150H156V151H158ZM164 150V149H163ZM162 150V151H163ZM205 150V149H204ZM204 150H202L203 152H204ZM233 150V151H232ZM235 150H237V152H236V155H234L233 153L235 152ZM45 151H49V153L48 152H45ZM53 151V152H52ZM79 151V150H78ZM88 151V150H87ZM87 151H85V152H82V151H80V152H82V153H84V155H85V153H87ZM133 151H136V150H133ZM132 151V152H133ZM174 151V150H173ZM173 151H172V153H173ZM178 151V150H177ZM191 151V150H190ZM210 151H212V150H210ZM233 152V153H231L230 155H229V152ZM45 153V154H49L52 158H50V156L47 154V156L48 157H46L47 159H50V160H52V165L51 166H56L57 167V169H54L55 167H53V169H51L50 167H48L47 166V163L48 162H46V158H43L45 155L43 154V153ZM80 152H78V155L80 154ZM143 152V151H142ZM159 152H161V151H159ZM158 152V153H159ZM192 152V151H191ZM227 152H225L226 154H227ZM81 153V154H82ZM146 153V152H145ZM152 153V152H151ZM154 153H156V152H153L152 154H153V159H150L151 157H148L149 159H150V161L152 162H154L155 164L157 163V165H155L154 163H152L153 165H155V166H153V167H156L157 168V172L158 173H156V174H154L153 176H155V177H157V179L156 180H158V175L157 174H161V172H162V170H161V172L160 171H158V169H159V165L161 164V163H159V161L158 160H155L156 158L155 157H158L157 155H154ZM207 153V152H206ZM207 153V154H208ZM223 153V152H222ZM239 153H241V152H239ZM63 154V153H62ZM69 154V155H68ZM118 154V153H117ZM136 154V153H135ZM157 154V153H156ZM187 154V153H186ZM185 154V155H186ZM190 154V153H189ZM188 154V155H189ZM196 154H198V153H196ZM196 154H195V156H196ZM202 154V153H201ZM210 154V153H209ZM208 154V155H209ZM214 153H212V155H213ZM225 154V155H226ZM53 155V156H52ZM75 155H77V154H75ZM77 155V156H78ZM83 155V154H82ZM159 155V154H158ZM193 156H194V154H192ZM191 155V156H192ZM200 155V154H199ZM199 155H198V157H199ZM211 155V156H212ZM216 155V154H215ZM225 155H223L222 154V156H224L225 157ZM64 156V155H63ZM67 156H69L68 157V159H67ZM150 156H152L151 154H150ZM190 156V155H189ZM188 156V157H189ZM203 156V155H202ZM219 156V155H218ZM221 155H220V157L219 158H223ZM235 156V157H234ZM245 156V155H244ZM62 157V158H61ZM86 157V156H85ZM112 157H113V155H112ZM186 157H187V155H186ZM187 157V158H188ZM217 157V156H216ZM216 157H215V159H216ZM230 157V158H231ZM66 158V159H65ZM125 158V157H124ZM143 158V157H142ZM146 158H147V156H146ZM155 158V159H154ZM161 158V157H160ZM181 158V157H180ZM179 158V159H180ZM183 158V157H182ZM190 158H192V157H189L188 159H190ZM201 157H199V159H200ZM226 158H227V156H226ZM233 158H232V161H233ZM239 158V159H240ZM82 161H81V160ZM111 159V158H110ZM114 159V158H113ZM133 159H135V158H133ZM132 159V160H133ZM157 159H159V158H157ZM172 159H173V157H172ZM178 159V160H179ZM185 160H187L186 158H184ZM196 159V158H195ZM194 159V161L193 162H195V161H197V159L195 160ZM205 159V158H204ZM224 159V158H223ZM228 159V158H227ZM239 159H235V160H237V161H239ZM42 160H45V161H42ZM68 160H69V162L71 161V160H73L72 162L73 163H69L68 162ZM75 160V161H74ZM108 161V162H106V161ZM122 160V159H121ZM182 160V159H181ZM192 160H193V158H192ZM191 159H190V161H192ZM208 160V159H207ZM230 160V159H229ZM242 160H244L245 161V157H243V159ZM241 159H240V161H242ZM54 161V162H53ZM78 161H79V163H80V161H81V163H80V165H79V163H78ZM134 162H136L135 160H133ZM139 161V160H138ZM189 161V160H188ZM201 161V160H200ZM202 161H203V157H202ZM204 161H206V159L204 160ZM211 161V160H210ZM45 162V163H44ZM57 162V164H55ZM77 162V163H76ZM123 162V161H122ZM145 162V161H144ZM160 162H161V160H160ZM207 162V161H206ZM228 162H231V161H228ZM234 162V161H233ZM87 163V162H86ZM106 163H107V165H106ZM112 163V162H111ZM174 164L173 165H175V166H177L178 164L180 165V163H176L175 164V162H173ZM190 163V162H189ZM202 163V162H201ZM209 163L210 162H207V164L209 165ZM41 164L43 165V166H41ZM55 164V165H54ZM117 164V165H116ZM141 165H143V163H140ZM139 164V165H140ZM144 164H146V163H144ZM159 164V165H158ZM196 164H200L199 163V161L198 162H196ZM212 164V163H211ZM233 164V163H232ZM232 164H230V165H232ZM58 165V166H57ZM60 165H62V166H60ZM74 165V166H73ZM119 165V166H118ZM181 165H183V164H181ZM185 165V164H184ZM187 165H189V164H187ZM192 165V164H191ZM194 165V164H193ZM205 166H206V164H204ZM243 165V164H242ZM242 165L239 167V168H241L242 167ZM62 167V169L63 170H61V168L60 167ZM87 166V167H86ZM146 166V165H145ZM197 166V165H196ZM201 166H203V165H201ZM205 166H203L202 168H200L199 170H200V172H198L197 171V173H198V175L197 174H195V177L194 176H192V175H194V173L192 172V171H195V170H193L194 169V167L193 168H190V169H192V173L193 174H191V176H187L188 174L186 173V172H184V171H182V170H180V171H182V172H184V173H186V176H187V179L188 180H191L190 179V177H194L195 179H196V175L198 176L197 178H201L200 177V175L199 174H203V172H204V170H202ZM224 166V165H223ZM58 167H59V169L61 170H59L58 169ZM65 167H67L66 169L68 170L67 171V174H66V172H65ZM110 166L108 165V168H109ZM181 167V166H180ZM185 167V166H184ZM190 167V166H189ZM189 167H188V170H189ZM192 167V166H191ZM197 167H200V165L199 166H197ZM230 167V166H229ZM126 168V169H125ZM142 168H144V165L142 166ZM142 168H141V166H140V169L142 170ZM176 168V167H175ZM183 168V167H182ZM186 168H187V166H186ZM206 168V167H205ZM204 168V169H205ZM208 168V167H207ZM210 168L211 167H209V170H210ZM216 168H218V167H216ZM225 168L227 169L226 171L228 172L229 170H228V167H226L225 166ZM232 168V167H231ZM244 168H246V170H247V167H245V164H244ZM244 168H242V169H244ZM184 169V168H183ZM230 169V168H229ZM242 169L240 170V171H242ZM73 170H74V173H73ZM76 170H77V172H76ZM131 170V169H130ZM133 170H131V171H133ZM136 170V171H135ZM140 170V171H141ZM173 170V169H172ZM171 170V173H174L173 171ZM202 170V171H201ZM208 170V171H209ZM218 170H224V167H223V169H218ZM56 172V173H59L60 172V175H63V176H67V175H69V173H70V175H69V177L67 176V183H66V180H65V182H64V180L62 181V182H64V187H65V184H69V186H70V184H71V182L74 180L75 181V183H74V185L72 184L71 186L72 187H70V191H67V192H65V190H64V192L66 193H64V192H62L61 191V188L63 187V185L61 186V185H59L58 184V186L54 183V182H56L57 183V181L59 182V179H56V181H54L53 179H54V177L55 176H57V175H53L52 174V172ZM124 171V172H123ZM179 171V172H180ZM186 171H187V169H186ZM189 171V172H190ZM244 171H245V169H244ZM49 172H51V174H48L47 176H48V178H46L45 177V174H47V173H49ZM53 172V173H54ZM72 172V173H71ZM142 172V171H141ZM188 172V173H189ZM196 172V171H195ZM205 172H206V169H205ZM204 172V173H205ZM227 172H225V174L227 173ZM236 172H237V170H236ZM62 173V174H61ZM63 173H65V174H63ZM121 173V174H120ZM123 173V174H122ZM146 172H144V173H142V174H144L143 176H144V178L146 177L145 174ZM230 173H231V171H230ZM238 173V172H237ZM242 173V172H241ZM119 174V175H118ZM130 174L133 176V178H131L132 176H130ZM141 174V175H142ZM182 174V173H181ZM205 174H207V173H205ZM228 174V173H227ZM240 174V173H239ZM51 175V176H50ZM118 175V176H117ZM140 175V174H139ZM189 175H190V173H189ZM208 175H212V176H210L211 178H213L212 180H215L214 179V176L215 177H217L216 176V174L214 173L213 174V172H208ZM208 175H206L205 176V180L207 181V178H209V177H207ZM219 175H221V174H219ZM230 175V174H229ZM50 176V177H49ZM71 176V177H70ZM152 176V175H151ZM160 176V175H159ZM173 176V175H172ZM186 176H184V179H185V177ZM233 177H234V179L233 180H231V182L232 181H234V180H238L237 181V184H240V177H238L237 179H235V176L234 175H232ZM242 177H241V179H242V181L244 180V182L242 183V181H241V184H244V185H246V186H248L247 184H245V179L243 178V177H245L244 175H241ZM51 177L53 178L52 180H51ZM147 177H149L148 176V173H147ZM171 177V176H170ZM207 177V178H206ZM223 178V180H222V182H224L225 183V181L226 180H224V176H222ZM227 177H228V175H227ZM231 177V176H230ZM237 177V176H236ZM114 178H115V180H114ZM129 178H131L132 180H134V182L133 181H131ZM153 178V177H152ZM210 178V179H211ZM221 178V177H220ZM63 179H64V177H63ZM65 179H66V177H65ZM127 179H129V180H127ZM147 179H149V178H147ZM153 179H155V178H153ZM165 179H167V180H163V182L165 181H167V183L169 184V179H168V177L167 178H165ZM194 179V180H195ZM230 179V178H229ZM228 179V180H229ZM231 179H232V177H231ZM121 180V179H120ZM137 180V183H135V181ZM211 180V181H212ZM54 181V182H53ZM83 181V182H82ZM90 181V182H91ZM117 181H119V180H117ZM172 181H174V179L172 178ZM178 182H180L179 180H177ZM176 181V182H177ZM209 179H208V184L210 185H208V188L209 189H216V187L217 186H219V187H217V188H220L221 190H223V188H224V186L226 185V184H221V182H220V184L218 185V183L217 184H214V186H216V187H214L213 186V184H211L212 182H216V181H212L211 182ZM218 181V180H217ZM219 181H220V179H219ZM218 181V182H219ZM61 182V183H62ZM145 183H146V181H144ZM151 182H154V181H152L151 180ZM156 182H158V181H156ZM155 182V183H156ZM49 183H51L52 185H50ZM143 183V182H142ZM149 183V182H148ZM226 183H227V181H226ZM234 183V182H233ZM49 184V185H48ZM86 184H84V185H86ZM110 184V183H109ZM118 184H121V185H118ZM136 184H137V186H136ZM144 184V183H143ZM143 184H141V186L143 185ZM166 184V183H165ZM167 184V185H168ZM200 184V183H199ZM199 184H197V186L199 185ZM235 184H236V182H235ZM43 185H46V186H51V187H47L48 188V190L50 189L51 190V193L53 192V194H57V192H59L61 195L60 196H58V195H56V197L55 196H49V195H51V194H49L47 191H44L45 189V186H43ZM104 185H106V184H104ZM108 185V184H107ZM111 185V186H112ZM147 184H145V187H146V189H149V187H150V185H152L151 183H150V185L149 186H146ZM174 185V184H173ZM234 186L233 184H230V187H232V186ZM242 186V185H239L240 186V188H239V190L241 189V190H243L241 187H245L246 188V186ZM54 186V187H53ZM68 186V187H69ZM89 186H90V183H89ZM109 186V185H108ZM126 186V185H125ZM194 185H192L191 187H193ZM212 186V187H211ZM44 187V188H43ZM67 187V186H66ZM86 187H88V185H86ZM96 186H94V189H96L95 188ZM127 187H132V184L131 185H127ZM154 187V183H153V185H152V187L150 188L151 189V191H152V188ZM186 187V186H185ZM227 187H229V185L227 186ZM230 187H229V189H230ZM236 187V188H237ZM41 188V189H40ZM113 188V187H112ZM134 188V187H133ZM136 188H134V190H136ZM169 188V187H168ZM175 188V187H174ZM245 188H244V190H245ZM52 189H54L55 190V192H54V190H52ZM68 189V188H67ZM76 189V190H75ZM78 189H81V187L80 188H78ZM82 189H85V188H82ZM81 189V190H82ZM91 189V188H90ZM90 189H88V190H90ZM129 189H131V188H129ZM149 189V190H150ZM153 189H155V187L153 188ZM177 189V188H176ZM186 188H184V190H185ZM191 189V188H190ZM213 189V192L215 191L216 192V190H214ZM225 189H226V187H225ZM224 189V192H220L221 190H217V197L215 196V193L213 194V195H211V198H213L214 199V197L215 198H219L218 197V192H219V195H221L220 193H226V194H228L229 192H225L226 190ZM234 189V187L232 188V190ZM49 190V191H50ZM115 190V189H114ZM113 190V191H114ZM144 190V189H143ZM149 190L148 191H146V190H144L146 193L147 192H149ZM167 190V189H166ZM178 190H180V189H178ZM187 190V189H186ZM193 190H196L195 188H193ZM228 190V189H227ZM231 190V191H232ZM235 190V191H234ZM233 191L236 193V191H237V193H236V195L238 196V193H240V194H242L243 196L245 195V194H247V193H245V194H243L244 193V190L242 191V192H238V190H236V189H234ZM246 190H248V189H246ZM245 190V191H246ZM43 191H44V193H43ZM80 191V190H79ZM84 192H85V190H83ZM87 191V190H86ZM112 190H108L107 189V187H105V186H103V188L101 187V188H98L97 190H96V194L95 195H90V196H87V197H89V198H91V199H95V200H101V202L103 201H107V200H109V199H111L112 198V192H113ZM122 191V193H123V190H121ZM150 191V192H151ZM156 191H157V188H156ZM207 191H208V189H207ZM228 191H230V190H228ZM233 191H232V193H233ZM92 192V191H91ZM95 192V191H94ZM139 192V191H138ZM142 192V191H141ZM148 193L147 195H148V197H151V198H153L152 196V193ZM168 192H169V195L172 193V191L170 192V190H168ZM46 193H48V195L47 196H44V195H46ZM64 193V194H63ZM88 193V192H87ZM86 193V195H88ZM117 193V192H116ZM121 193V192H120ZM158 194H161L160 192H157ZM166 193V192H165ZM165 193H164V195H165ZM174 193V192H173ZM173 193H172V197H171V195H170V198H173L174 200L172 201V199L170 200V198H169V196H167V195H165V197H163V198H165L166 199V197H168L167 199H166V201H168L169 202V200H170V202L168 203L170 206L173 204V206H171L172 208H174V209H176L177 207H175L176 206V204L175 203H177V204H179V202H182V203H184L185 204V208L187 209H189V207L188 206H186V204H188L189 205V203H186V201L188 200H190V204L192 203V202H194L195 200H194V198H193V200H192V198H190V197H187V196H184L185 198L187 197V200L185 199V202H183L184 200H183V198H180L181 200H179V195L177 196V194L175 193V195L174 196H177V200H179L178 202H177V200L174 198V196H173ZM179 193H180V191H179ZM208 193H211V191L210 192H208ZM207 193V194H208ZM231 193V192H230ZM235 193H233L234 194V198H237V196L235 195ZM83 194V193H82ZM82 194H81V196H82ZM119 194V193H118ZM124 194H125V192H124ZM151 194V195H150ZM199 194V193H198ZM212 194V193H211ZM233 194H230V195H233ZM248 194H250V192L248 193ZM117 195V194H116ZM181 195V194H180ZM209 195V194H208ZM253 194L251 193V196H252ZM49 196V197H48ZM79 197V198H82V197ZM83 196H85L84 194H83ZM118 196V199L120 198L119 197V195H117ZM160 196H162V195H160ZM160 196H158V200L160 199L159 197ZM225 197H226V195H224ZM236 196V197H235ZM250 196V195H249ZM248 196V197H249ZM254 196V195H253ZM43 197H44V199H45V197H47L46 199H50L51 200V202L50 203H52L54 200V205L53 206H51V208H49V206L50 205H52V204H50L49 205V203H48V207H46V209H44L45 208V206H47V203H45V201H43ZM51 197H52V199H51ZM53 197L55 198V199H53ZM77 197V198H78ZM136 197V196H135ZM137 197H138V194H137ZM136 197V198H137ZM209 197H210V195H209ZM241 197V196H240ZM258 197V196H257ZM256 197V198H257ZM68 198V199H67ZM89 198H87L88 200H89ZM141 198V197H140ZM163 198L161 199V200H163ZM229 198V196L226 198V200ZM233 198V200L235 201V199ZM242 198V197H241ZM241 198H237L236 199V201H238V199L240 200ZM45 199V200H46ZM48 199V200H49ZM84 200L86 199L85 197L83 198ZM123 198H121V200H122ZM138 199V198H137ZM196 199V198H195ZM198 199V198H197ZM196 199V200H197ZM202 199H204V197H202ZM243 199V198H242ZM248 199V198H247ZM252 198H250L249 199V201L251 200ZM87 200V201H88ZM93 200L91 201L92 203H93ZM142 200V199H141ZM154 200V199H153ZM176 200V201H175ZM221 200V199H220ZM231 200H232V198H231ZM231 200H230V203H231ZM233 200H232V202H233ZM245 197H244V199L242 200L244 203H245ZM18 201L20 202V201H22L21 202V204H18ZM42 201L44 202V203H42ZM86 200H85V202H87ZM90 201V200H89ZM136 201H138V200H136ZM135 201V202H136ZM175 201V202H174ZM192 201V202H191ZM201 201H203V200H201ZM217 201H219V200H217ZM222 201H225V199L223 200V198H222ZM241 201V202H242ZM248 200H246V203H248L247 202ZM48 202V201H47ZM98 202H100V201H98ZM162 202H164V201H162ZM73 203V202H72ZM107 203H109V202H107ZM126 203H127V201H126ZM154 203V202H153ZM161 202H160V200H159V204H160ZM172 203V204H171ZM199 202H197L196 203V205L198 204ZM203 203V202H202ZM202 203H200L202 206H203V204ZM223 203H226L227 204V202H223ZM235 203V202H234ZM42 204L43 205H45V206H42ZM87 204H88V202H87ZM99 204V203H98ZM103 204V203H102ZM162 204V203H161ZM193 204V203H192ZM191 204V208H196V206H193ZM225 204V205H226ZM236 204V206L238 205L239 207L241 206L240 204H237V202L235 203ZM89 205H90V202H89ZM93 205V204H92ZM109 205L110 204H108L107 205V207H109ZM134 205V204H133ZM139 205V204H138ZM200 205V206H201ZM224 205V206H225ZM233 205V208H236V206L234 207V204L232 203L231 204V206ZM103 206V205H102ZM113 206H114V209H115V207L117 206L115 203H114V205H112V208L111 209H113ZM128 206V205H127ZM199 205H197V207H198ZM201 206V207H202ZM207 206V205H206ZM220 206H221V211L223 212V211H227L226 209H223L222 210V205L220 204ZM220 206L218 205V207L220 208ZM248 206H249V203H248ZM248 206H247V208H248ZM73 207H75V208H77L76 206H73ZM105 207H106V204H105ZM180 207V206H179ZM205 207V206H204ZM203 207V208H204ZM217 207V208H218ZM241 207H243V208H241ZM240 208H241V211H240V208H239V210H237L236 209V211H240V212H243L245 215L247 214L246 213V211L244 210H242V209H244L245 208V204L244 205H242ZM80 208V207H79ZM103 208H104V206H103ZM102 208V209H103ZM128 208V207H127ZM183 208H184V205H183ZM200 208V207H199ZM199 208H198V210H199ZM206 208V207H205ZM226 208V207H225ZM110 209V210H111ZM187 209V210H188ZM202 209V208H201ZM75 210V209H74ZM77 210H79L78 208H77ZM83 210H84V208H83ZM106 210V209H105ZM109 210V211H110ZM132 210H135V211H138V212H143V211H145L146 209L145 208H143V207H133L132 208ZM190 210V209H189ZM204 209H202V211H203ZM205 210H207V209H205ZM204 210V211H205ZM231 210H234V209H232L231 208ZM229 211V212H232V211ZM52 211H55V212H51ZM112 211V210H111ZM135 211H133V212H135ZM154 210H152V212H153ZM158 211V210H157ZM82 212V211H81ZM88 212V211H87ZM93 212V211H92ZM107 212L108 211H106V214H107ZM117 212V211H116ZM118 212H122V211H118ZM124 212H126V211H124ZM128 212V211H127ZM138 212H136V213H138ZM151 212V211H150ZM209 212V211H208ZM215 212H217V211H215ZM248 212V211H247ZM51 213V214H50ZM75 213V212H74ZM78 213H80V212H78ZM89 213V212H88ZM103 213H105V211H103L100 215H102ZM159 213H160V211H159ZM161 213H163V212H161ZM205 213V212H204ZM203 213V214H204ZM214 213V212H213ZM217 213H219V212H217ZM46 214V215H45ZM66 214V216L67 217H64V215ZM89 214H94V213H89ZM95 214H97L96 212H95ZM105 214V215H106ZM155 214V213H154ZM223 214H224V212H223ZM229 214V213H228ZM228 214H227V217L225 218V220H223L224 222H222L221 220H219V222L217 221V223H220V221L223 223V225H225L226 224V226L230 223V222H228ZM71 215H72V213H71ZM82 215V214H81ZM83 215H84V213H83ZM100 215H98L99 216V218H100ZM104 215V216H105ZM202 215V214H201ZM215 215H217V214H215ZM225 215V214H224ZM237 215V214H236ZM85 216H87L86 214H85ZM91 216H93V215H91ZM160 216V215H159ZM191 216V218L194 216H196V218L195 219H198L197 221H196V223L194 224L196 227H198L200 230H208L209 228H210V226H209V228H208V226L206 227V225H204V222L201 220V219H199L200 217H198L197 216V214L196 215H190ZM204 216L205 215H203L202 216V218H203V220H204ZM241 216H243V215H240V218H239V220H241V221H243V222H245L246 223V220L244 221V219L242 220V217ZM80 216H78L77 218H79ZM165 217V216H164ZM178 217V218H177ZM179 215H177L176 216V218L175 219H177V220H179ZM183 217V216H182ZM181 217V218H182ZM188 217V216H187ZM4 218V217H3ZM85 218V217H84ZM170 218V217H169ZM180 218V219H181ZM189 219H190V217H188ZM188 218H186V216H185V221H184V219L182 220V221H184L185 223L187 222V219ZM224 218V216H222V219ZM233 218L235 219V217L233 216ZM232 218V219H233ZM249 219V217H247V215H246V219ZM81 219V218H80ZM86 219H88V218H86ZM152 219V218H151ZM157 219H159V218H157ZM172 219V218H171ZM188 219V220H189ZM193 219V218H192ZM212 219H214V217L212 218ZM216 219V218H215ZM214 219V220H215ZM230 219V218H229ZM236 219H238V218H236ZM235 219V220H236ZM247 219V220H248ZM3 220H5V218L3 219ZM74 220V221H75ZM85 220V219H84ZM95 220V219H94ZM97 220V219H96ZM205 220H208V219H205ZM239 220H238V222H239ZM98 221H99V219H98ZM113 221H115V220H113ZM170 221V220H169ZM216 221V220H215ZM225 221H226V223H225ZM240 221V222H241ZM93 222H95V221H93ZM108 222V221H107ZM106 222V223H107ZM109 222H110V220H109ZM159 222H160V220H159ZM179 222V221H178ZM193 222V221H192ZM206 222V221H205ZM237 222V220L236 221H234L233 220V222H231L232 224H235V223ZM239 222V223H240ZM81 223H84V221L82 222L81 221ZM88 223H89V221H88ZM87 223V224H88ZM102 223H103V221H102ZM105 223V224H106ZM126 223V222H125ZM161 223V222H160ZM194 223V222H193ZM230 223V224H231ZM247 223L249 224V222L247 221ZM6 224V223H5ZM60 224H61V226H60ZM95 224V223H94ZM145 224V223H144ZM188 224V223H187ZM229 224V225H230ZM231 224V225H232ZM237 224V223H236ZM86 225V224H85ZM92 225H93V223H92ZM131 225V224H130ZM163 225V224H162ZM189 225H190V222H189ZM191 225H193V224H191ZM193 225V226H194ZM220 225V224H219ZM239 225V224H238ZM139 226V225H138ZM194 226V227H195ZM225 226V227H226ZM22 227V226H21ZM74 227V228H75ZM77 227H78V225H77ZM149 227H150V225H149ZM148 227V228H149ZM155 227V226H154ZM224 227V228H225ZM243 227H246V226H243ZM126 228V227H125ZM130 228H132V227H130ZM129 228V229H130ZM212 228V227H211ZM219 228V227H218ZM223 228V230L225 231L226 229H224ZM152 229V228H151ZM158 229V228H157ZM132 230V229H131ZM166 230V229H165ZM62 231V232H61ZM160 231H162V230H160ZM211 231V230H210ZM19 233H20V231H18ZM85 232H87V231H83V232H81L82 234H84ZM104 232H106V231H104L103 229H100V231H99V235H104ZM110 232V231H109ZM130 232V231H129ZM132 232V231H131ZM215 232V231H214ZM226 232V231H225ZM18 233V234H19ZM62 234V239L60 238V235L59 234ZM115 233H116V231H115ZM123 233V232H122ZM133 233V232H132ZM199 234H198V236H196V239H200L201 237H203L202 235H201V233L200 232H198ZM237 233V232H236ZM33 234V235H32ZM126 234V233H125ZM136 234V233H135ZM163 234V233H162ZM190 234V233H189ZM20 235V234H19ZM85 235H86V233H85ZM99 235H98V237H99ZM118 235V234H117ZM126 235H128V234H126ZM142 235V234H141ZM140 235V236H141ZM154 235V234H153ZM11 236V235H10ZM25 236V235H24ZM27 236V235H26ZM31 236H30V239H32L31 238ZM45 236H47L48 238H46L45 239ZM131 236V235H130ZM133 236V235H132ZM175 236H177V235H175ZM182 236V235H181ZM13 237V236H12ZM35 237V236H34ZM148 237H150V235L148 236ZM162 237H164L163 235H162ZM2 238V237H1ZM97 238V237H96ZM124 238H126V237H124ZM147 238V237H146ZM189 238V237H188ZM207 238V237H206ZM109 239V238H108ZM178 238H176V240H177ZM181 239V238H180ZM210 239V238H209ZM0 240H2V239H0ZM6 240V239H5ZM21 240V239H20ZM111 240V239H110ZM157 240V239H156ZM188 240V239H187ZM191 240V239H190ZM132 241V240H131ZM144 241H148V240H144ZM152 241H154V239L152 240ZM168 241V240H167ZM183 241V240H182ZM227 241V240H226ZM239 241V240H238ZM240 241H242V240H240ZM120 242V241H119ZM175 242H177V241H175ZM218 242V241H217ZM223 242V241H222ZM225 242V241H224ZM4 243H6V242H4ZM12 243V242H11ZM21 243V242H20ZM129 243V242H128ZM147 243V242H146ZM151 243V242H150ZM163 243V242H162ZM230 243V242H229ZM9 244V243H8ZM12 244H14V243H12ZM16 244V243H15ZM123 244H125L124 242H123ZM140 244H142V243H140ZM165 244V243H164ZM209 244V243H208ZM231 244V243H230ZM145 245V244H144ZM192 245V244H191ZM13 246V245H12ZM139 246V245H138ZM166 246V245H165ZM167 246L169 247V250H170V253H168L167 255L165 254L164 256H168L167 258L169 259V260H171L170 261V264H171V262L174 264V263H176L177 264V262H178V264H179V262L180 263H182L183 262V264H184V260H186V259H189V260H191V259H196V260H206L205 259V257L204 256H207V252H206V250H204L203 249V246H202V244H199V247H195L194 249L193 248H190V244H189V242H186V244H183V246L182 245H173V243H169V244H167ZM194 246V245H193ZM219 246V245H218ZM20 247V246H19ZM52 247V248H53ZM151 247V246H150ZM167 247V248H168ZM171 247V248H170ZM8 248V247H7ZM10 248V247H9ZM13 248V247H12ZM128 248H130V246L128 247ZM132 248V247H131ZM134 248V247H133ZM139 248V247H138ZM220 248V247H219ZM222 248H223V246H222ZM127 249V248H126ZM237 249V248H236ZM45 250H51V248H49V247H45ZM166 250V249H165ZM168 250V249H167ZM166 250V251H167ZM2 250H0V252H1ZM107 251V250H106ZM123 252H124V250H122ZM209 251H211L212 252V250L210 249ZM77 252V251H76ZM90 252V251H89ZM183 252V253H182ZM78 253V252H77ZM80 253V252H79ZM86 253H88L87 251H86ZM108 253H111L110 252V250L108 249V252H107V254ZM147 253V252H146ZM157 253V252H156ZM214 253V252H213ZM3 254H5V253H3ZM72 254V253H71ZM90 254H91V252H90ZM114 254V253H113ZM6 255V254H5ZM8 255V254H7ZM93 255H95V257H97L98 255L97 254H95V253H92V256ZM109 255V254H108ZM124 255V254H123ZM127 255H129V254H127ZM192 255V256H191ZM204 255V256H203ZM218 255V254H217ZM86 256L87 257H89V254L87 255L86 254ZM85 256V257H86ZM159 256V255H158ZM161 256V257H160ZM158 258H157V255H152V257H151V263H153V264H160V262H162L164 259H163V257H162V255H160ZM182 256V257H181ZM196 256V257H195ZM215 256V255H214ZM225 256H226V254H225ZM228 256V255H227ZM10 257V256H9ZM117 257V256H116ZM122 257V256H121ZM125 257V256H124ZM127 257V256H126ZM222 257V256H221ZM65 258H67L65 255H60V256H58V259L57 260H59V262L60 261H63V260H65ZM91 258H94V257H91ZM90 258V259H91ZM102 257L101 256H99L98 258H96L95 259V262H97V261H99L100 259H101ZM139 258H141V257H137V256H132L131 257V259L132 260H134V262H135V260H137V262H140V260H139ZM181 258H183V259H181ZM186 258V259H185ZM224 258V257H223ZM105 259H107V258H105ZM105 259H103V262L105 261ZM144 259V258H143ZM142 259V260H143ZM146 259V258H145ZM211 259V258H210ZM222 259V258H221ZM226 259H229V257L228 258H225V260ZM45 260V259H44ZM50 260V259H49ZM57 260H56V258L54 259V261H51L50 260V262H51V264H56V263H59V262H57ZM88 260V259H87ZM92 260V259H91ZM123 260H124V258H123ZM132 260H131V262H132ZM159 260V261H158ZM174 260V261H173ZM175 260H180V261H177V262H175ZM182 260V261H181ZM212 260V259H211ZM215 260V259H214ZM217 260H218V258H217ZM220 260V259H219ZM218 260V261H219ZM225 260H223L224 262L223 263H225V264H227L228 262H226ZM229 260H231V259H229ZM144 262H142L141 261V263H144V264H147L148 263V261H146L145 262V260H143ZM155 261H156V263H155ZM213 261V260H212ZM211 261V262H212ZM217 261V262H218ZM231 261H233V260H231ZM231 261H230V264H231ZM54 262V263H53ZM73 262V261H72ZM205 262V261H204ZM208 262V261H207ZM122 263V262H121ZM136 263V262H135ZM134 263V264H135ZM166 263V262H165ZM167 263H169V262H167ZM195 264L197 263L196 261L194 262ZM209 263V262H208ZM213 263V262H212ZM220 263H222L221 261H220ZM233 263V262H232ZM41 264V263H40ZM44 264V263H43ZM60 264H62V263H60ZM116 264V263H115ZM125 264V263H124ZM162 264V263H161ZM199 264V263H198ZM233 264H237L236 262H234Z\"/></svg>", "mask_w": 264, "mask_h": 264}, {"label": "crops", "instance_id": "0c3cea01", "mask_svg": "<svg viewBox=\"0 0 264 264\" xmlns=\"http://www.w3.org/2000/svg\"><path fill=\"white\" fill-rule=\"evenodd\" d=\"M3 217L5 218V220H3ZM18 228L25 229L23 221L21 222L19 219H16L14 215H10L9 217V215L0 212V239H2L0 240V250H2L0 252V264L45 263V247H49L52 249L53 245L48 244L47 242L45 243L44 237L39 238L38 234H32L33 236L22 234L24 230L22 231ZM18 231H20V233ZM30 236L32 239H30ZM11 242L14 244H12ZM3 253H5L6 255ZM48 263H51L50 260L48 261Z\"/></svg>", "mask_w": 264, "mask_h": 264}]
</instances>
